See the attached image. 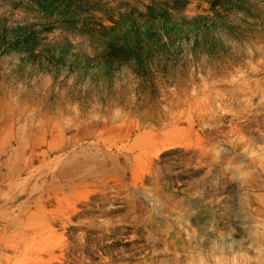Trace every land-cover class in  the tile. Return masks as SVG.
<instances>
[{
  "label": "rangeland",
  "instance_id": "1",
  "mask_svg": "<svg viewBox=\"0 0 264 264\" xmlns=\"http://www.w3.org/2000/svg\"><path fill=\"white\" fill-rule=\"evenodd\" d=\"M0 264H264V0H0Z\"/></svg>",
  "mask_w": 264,
  "mask_h": 264
},
{
  "label": "crops",
  "instance_id": "2",
  "mask_svg": "<svg viewBox=\"0 0 264 264\" xmlns=\"http://www.w3.org/2000/svg\"><path fill=\"white\" fill-rule=\"evenodd\" d=\"M199 190H204L205 188L203 187V186H201V187H197ZM250 198H247V197H244L243 199H242V204H252L253 205V203L249 200ZM211 235H213V232H212V234ZM211 255H214V254H216L217 252H214V249H213V247L211 248ZM199 262H201V261H199Z\"/></svg>",
  "mask_w": 264,
  "mask_h": 264
}]
</instances>
